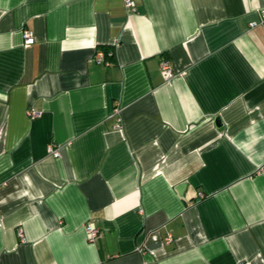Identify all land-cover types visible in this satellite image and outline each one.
<instances>
[{"label":"crops","instance_id":"1","mask_svg":"<svg viewBox=\"0 0 264 264\" xmlns=\"http://www.w3.org/2000/svg\"><path fill=\"white\" fill-rule=\"evenodd\" d=\"M134 1L0 0V264H264L262 2Z\"/></svg>","mask_w":264,"mask_h":264},{"label":"built area","instance_id":"2","mask_svg":"<svg viewBox=\"0 0 264 264\" xmlns=\"http://www.w3.org/2000/svg\"><path fill=\"white\" fill-rule=\"evenodd\" d=\"M124 2H125V6H126L128 11L133 12L136 10V3L134 0H124ZM261 2L262 3H261V7L259 9V14H260V19L262 21H264V0H261ZM255 23L256 22H254L253 25ZM23 37H24V44L26 46L32 45L36 42V37H35L34 32L32 30H29V29L25 30ZM113 54H114V52L111 51V52H109L108 55L111 57ZM105 55H106L105 52L98 50L95 58L99 63L105 62V63L109 64L110 61L104 60ZM160 72H161L163 79L166 82H170L177 75L171 61L167 57H164L161 60ZM116 112H119V110L116 109ZM30 113L34 114V115L37 114V112H35V111L30 112ZM50 150L55 155H57L59 153L58 150H56V149L50 148ZM87 232H88V237L90 239H94L98 233V229L94 226L93 223H89L87 226ZM20 235L21 236L23 235L21 231H20ZM238 264H247V263L240 262Z\"/></svg>","mask_w":264,"mask_h":264},{"label":"water","instance_id":"3","mask_svg":"<svg viewBox=\"0 0 264 264\" xmlns=\"http://www.w3.org/2000/svg\"><path fill=\"white\" fill-rule=\"evenodd\" d=\"M184 188V184H181L179 187H178V190L181 192V189Z\"/></svg>","mask_w":264,"mask_h":264}]
</instances>
